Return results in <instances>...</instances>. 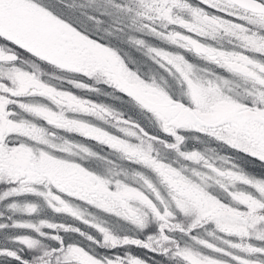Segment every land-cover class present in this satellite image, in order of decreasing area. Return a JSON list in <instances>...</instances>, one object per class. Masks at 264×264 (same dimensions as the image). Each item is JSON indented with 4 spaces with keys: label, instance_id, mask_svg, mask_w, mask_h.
I'll list each match as a JSON object with an SVG mask.
<instances>
[{
    "label": "snow or ice",
    "instance_id": "snow-or-ice-1",
    "mask_svg": "<svg viewBox=\"0 0 264 264\" xmlns=\"http://www.w3.org/2000/svg\"><path fill=\"white\" fill-rule=\"evenodd\" d=\"M0 264H264V0H0Z\"/></svg>",
    "mask_w": 264,
    "mask_h": 264
}]
</instances>
